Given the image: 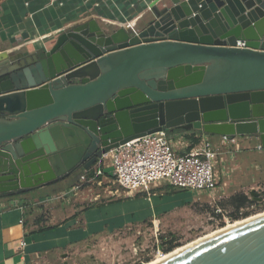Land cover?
Returning <instances> with one entry per match:
<instances>
[{
    "label": "water",
    "instance_id": "95a60500",
    "mask_svg": "<svg viewBox=\"0 0 264 264\" xmlns=\"http://www.w3.org/2000/svg\"><path fill=\"white\" fill-rule=\"evenodd\" d=\"M149 13L138 30L91 18L48 48L0 54V194L163 130L264 148V0H169ZM161 264H264V218Z\"/></svg>",
    "mask_w": 264,
    "mask_h": 264
},
{
    "label": "crops",
    "instance_id": "0c3cea01",
    "mask_svg": "<svg viewBox=\"0 0 264 264\" xmlns=\"http://www.w3.org/2000/svg\"><path fill=\"white\" fill-rule=\"evenodd\" d=\"M168 1L0 0V54L11 50L24 53L48 48L55 42L57 35L62 30L91 18L101 21L103 26L106 24L131 25L138 30L139 27H143L142 19L150 15L151 9L158 8L162 3H168ZM194 133L183 130L172 132L174 138L177 139H184L187 135ZM196 133L201 139H208L212 143L223 140L220 136H206L201 132ZM184 141L186 142L185 139ZM234 143H237L236 151L239 152L236 155L240 160L237 165H234L233 171L240 169L242 174H246L241 182L247 183V186L260 183L264 185V162H262L264 160V148L259 142L248 141L242 137L237 138ZM243 153H246L244 158ZM253 153L258 154L259 158L252 159L251 154ZM79 171V175L72 174L65 180H78L83 170L80 169ZM251 172L257 173V176L252 177V180L248 179ZM238 174L243 176L241 172ZM221 179L219 176L220 186L216 193L223 197L221 193H225L230 182L223 180L221 184ZM63 182L64 180L53 185L37 187L27 194L24 200L35 203L36 199L43 196L50 198L49 193L57 191ZM105 185H107L104 188L105 191L112 193L110 185ZM113 193H119V191L116 190ZM157 197L159 196L155 192L150 196L146 193H138L104 203L95 202L82 217L72 218V216L67 221H58L59 215H55L54 210L53 218L45 224V227L53 229L41 233L36 231L37 229L30 228L31 223L29 222L26 203H24V209H21L9 207L7 204L3 205L1 202L0 264H32L48 253L58 255L64 264H68L69 256H77L85 248V250H91V242L106 239V236L115 230L142 224L147 220L162 218L165 211H160L159 202L157 203L159 198ZM111 202L117 204L109 205L108 203ZM66 212L62 211V214Z\"/></svg>",
    "mask_w": 264,
    "mask_h": 264
},
{
    "label": "rangeland",
    "instance_id": "374dc122",
    "mask_svg": "<svg viewBox=\"0 0 264 264\" xmlns=\"http://www.w3.org/2000/svg\"><path fill=\"white\" fill-rule=\"evenodd\" d=\"M248 141L258 142L249 139ZM223 142L224 139L222 141L211 142L218 163L215 171L216 173L219 172V176L222 178L221 184L223 180L229 181L231 184H229L225 193H221L223 197H220L216 192L210 195H199L185 190L181 191L177 188L174 189L166 185L154 189L150 192V195H153L155 192L159 196L157 197L159 198L157 199V203L159 202L160 211H165L162 218L147 220L142 222V224L130 225L115 230L108 234L106 239L91 242V250H85V248L77 256H69L67 260L68 264L148 263L157 257L159 247H163V249H167L168 246L170 247L165 242L169 243L171 241L172 248L176 249L218 228L227 226L228 223H225L226 219L232 220L231 222L235 221L233 216L237 213L235 207L229 202V199L240 193L246 194L252 201V204L248 208L240 211V219L246 218L245 214H248L247 217H249L264 212L263 183L247 186V183L241 182L246 174H242L240 169L233 171L234 165H237L240 160L236 155L239 152L236 151L238 147L237 143L225 141L226 143L223 144ZM245 155L246 153H243V158ZM251 156L252 159L259 158L258 154L253 153ZM79 170L73 171V174L79 175ZM238 172H241L243 176H239ZM256 174L255 172L249 173L248 179L252 180V177L257 176ZM61 184V187L57 191L49 193L50 198H46L45 196L38 198L35 200V203L33 202L27 208L29 222L31 223L30 228L38 229L39 227H45L46 222L53 218L54 210V214L59 215L58 221H67L72 216V218L82 217L95 202L104 203L116 198L130 197L127 194V190L121 189L115 184H109L111 187L110 191L115 192L118 190L119 193L105 191L104 188L107 185L103 184L102 181H99L95 186H82L78 190L75 188L81 184L79 179L64 180ZM251 190H255L259 194L258 197L252 198L250 196ZM24 197H27V195ZM123 202L125 203V201ZM113 203L115 202L108 204ZM62 211L67 212L62 214ZM164 252L169 253L166 250ZM32 264L64 263L58 255L48 253Z\"/></svg>",
    "mask_w": 264,
    "mask_h": 264
},
{
    "label": "built area",
    "instance_id": "2783aa9c",
    "mask_svg": "<svg viewBox=\"0 0 264 264\" xmlns=\"http://www.w3.org/2000/svg\"><path fill=\"white\" fill-rule=\"evenodd\" d=\"M236 47L245 49L247 42L237 41ZM184 139L174 138L172 132L163 130L120 145L103 154L94 167L83 170L79 178L81 184L75 189L95 186L102 181L127 190L128 196L138 193L150 196L153 189L164 185L199 195L217 192L219 176L215 168L218 163L212 143L201 139L188 151L191 140ZM223 139L225 144L228 140ZM24 203L14 199L3 202V205L24 209ZM166 254L163 247H159L157 257L162 258Z\"/></svg>",
    "mask_w": 264,
    "mask_h": 264
},
{
    "label": "trees",
    "instance_id": "16d2710c",
    "mask_svg": "<svg viewBox=\"0 0 264 264\" xmlns=\"http://www.w3.org/2000/svg\"><path fill=\"white\" fill-rule=\"evenodd\" d=\"M176 131V130H175ZM168 132H170L169 130H168ZM186 138L187 139H189V140H191V147H189L188 148V151H190L195 145H197V144H199V142H200V140H201V137L198 135V133H194V134H192V135H187L186 136ZM73 174V172L72 173H70L69 175H67V176H65V177H63V178H60V179H58V180H56V181H53V182H51V183H48V184H46V185H44V186H49V185H53V184H56V183H58V182H60V181H63V180H65V179H67V178H69L71 175ZM166 186H168V187H171V186H169V185H166ZM171 188H174V187H171ZM37 189V188H36ZM156 189H158V188H156ZM175 189V188H174ZM33 190H35V189H33ZM154 190V189H153ZM182 191V190H181ZM28 193H30V192H27V193H20V194H18V193H14V194H9V193H7V194H0V203L1 202H9V201H11V200H14V199H20L21 201H23L24 200V196L25 195H27ZM23 198V199H22ZM25 201V200H24ZM23 201V202H24ZM229 202L230 203H232V205H233V207H235V210H236V215H234L233 216V218H234V220L235 221H241V220H243V219H240V215H239V213H240V211L242 210V209H246V208H248L251 204H252V201L250 200V198L246 195V194H243V193H240V194H237V195H235V196H233V197H231L230 199H229ZM25 203H26V206H30L31 204H33V203H30V202H26L25 201ZM257 214H259V213H257ZM257 214H254V215H257ZM254 215H251V216H254ZM245 216L247 217L248 216V214H245ZM244 216V217H245ZM251 216H249V217H251ZM238 219H240V220H238ZM246 219V218H245ZM235 221H233V222H235ZM221 228H223V227H221ZM50 229H53V228H51V227H39L36 231H38L39 233H41V232H44V231H47V230H50ZM215 231V230H214ZM213 232V231H212ZM36 233V232H35ZM211 233V232H210ZM209 234V233H208ZM166 241H168V240H166ZM167 245H170V247L168 246V248L167 249H165L164 248V251L166 250V251H168V252H171L172 251V242L170 241L169 243L168 242H165ZM182 247V246H181ZM174 250V249H173Z\"/></svg>",
    "mask_w": 264,
    "mask_h": 264
},
{
    "label": "bare ground",
    "instance_id": "6f19581e",
    "mask_svg": "<svg viewBox=\"0 0 264 264\" xmlns=\"http://www.w3.org/2000/svg\"><path fill=\"white\" fill-rule=\"evenodd\" d=\"M262 218H264V212L257 214V215H254V216H251V217H246V219L244 218L241 221H235L234 223L231 222L232 220L226 219L225 223H228L227 226H225L223 228H218L217 230H215L209 234H206L200 238L195 239L194 241L187 243L186 245H183L182 247H178V248L174 249L173 251L167 253L162 258L156 257L154 260H152L148 263H144V264H161V263H164L170 259H173V258L181 255L182 253L186 252L190 248H193L194 246L201 244L202 242H205L211 238H214V237L219 236L221 234L227 233L231 230H234L236 228H239L241 226H244L246 224H249L251 222H254V221L262 219Z\"/></svg>",
    "mask_w": 264,
    "mask_h": 264
},
{
    "label": "flooded vegetation",
    "instance_id": "af4514ba",
    "mask_svg": "<svg viewBox=\"0 0 264 264\" xmlns=\"http://www.w3.org/2000/svg\"><path fill=\"white\" fill-rule=\"evenodd\" d=\"M260 214V213H259Z\"/></svg>",
    "mask_w": 264,
    "mask_h": 264
}]
</instances>
